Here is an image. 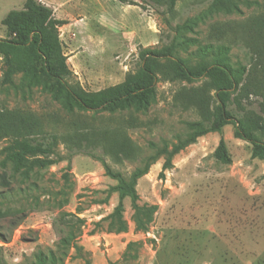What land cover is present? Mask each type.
Wrapping results in <instances>:
<instances>
[{"label": "rangeland", "instance_id": "obj_1", "mask_svg": "<svg viewBox=\"0 0 264 264\" xmlns=\"http://www.w3.org/2000/svg\"><path fill=\"white\" fill-rule=\"evenodd\" d=\"M38 1L66 74L0 52V264H264V0ZM24 2L0 0V40ZM145 67L142 98L70 96L146 86ZM223 102L255 158L233 120L209 131Z\"/></svg>", "mask_w": 264, "mask_h": 264}, {"label": "trees", "instance_id": "obj_2", "mask_svg": "<svg viewBox=\"0 0 264 264\" xmlns=\"http://www.w3.org/2000/svg\"><path fill=\"white\" fill-rule=\"evenodd\" d=\"M173 5L174 0H170V8H172ZM2 23L8 30L17 33V38L14 40H0V52L3 53V55L6 56L9 52L18 48H31L36 55L41 58L44 71L47 76L55 78L59 81L64 78L66 74L64 60L60 58L58 41L52 34V29H54L56 21L53 19L52 10L48 6L40 3L38 0H25L21 9H12L8 11L2 19ZM147 53L168 57L171 54V49L168 48L159 54L158 52L152 51ZM7 61H10V59L8 58ZM181 69L183 74L187 77H199V75H201L189 71L182 64ZM144 70L150 74L151 80L148 85L129 89L127 87V82L124 81L113 88L98 93L96 96L100 100L96 104L89 103L90 101L88 102L84 97L79 96L75 92L70 91V96L80 106L85 108H89L91 105V107L106 108L118 103L130 102L134 99L142 98L147 93L153 91L155 80V76L149 72L148 68L145 67ZM10 74L11 66L8 64L4 78L8 79ZM230 120L235 122V135L253 145L251 158H255L257 156L258 148H262L263 144L257 141L253 130H244L240 126L239 121L235 119L226 109V103L223 102L221 104L220 114L212 121L209 131L217 130L220 126ZM199 135L200 134H196L189 140L177 145L170 152V154L178 152L187 143L194 142L195 137ZM24 149L27 151L33 150L27 145L24 146ZM214 155L221 163L227 164L231 162V158L222 138L219 140L218 146L214 151ZM106 171L107 174L113 175L109 168H106ZM130 193H132V195L134 194L133 188L130 190Z\"/></svg>", "mask_w": 264, "mask_h": 264}]
</instances>
